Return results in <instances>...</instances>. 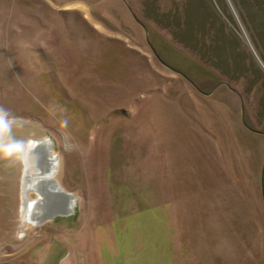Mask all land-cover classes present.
<instances>
[{"label": "rangeland", "instance_id": "1", "mask_svg": "<svg viewBox=\"0 0 264 264\" xmlns=\"http://www.w3.org/2000/svg\"><path fill=\"white\" fill-rule=\"evenodd\" d=\"M0 108L76 198L0 155V264H264V0H0Z\"/></svg>", "mask_w": 264, "mask_h": 264}, {"label": "bare ground", "instance_id": "2", "mask_svg": "<svg viewBox=\"0 0 264 264\" xmlns=\"http://www.w3.org/2000/svg\"><path fill=\"white\" fill-rule=\"evenodd\" d=\"M46 143L50 144L51 149V139H28L23 151L25 169L22 180L21 217L23 221L32 225L41 222L51 211H72L75 206L74 198L60 194L64 192L61 186L54 185L58 158L42 156L41 149ZM30 191L36 194L35 199L28 197Z\"/></svg>", "mask_w": 264, "mask_h": 264}, {"label": "clouds", "instance_id": "3", "mask_svg": "<svg viewBox=\"0 0 264 264\" xmlns=\"http://www.w3.org/2000/svg\"><path fill=\"white\" fill-rule=\"evenodd\" d=\"M15 123V117H10L9 113L0 108V135H8L11 132L12 125ZM24 143L18 140H11L0 146V155L11 156L14 153L23 151Z\"/></svg>", "mask_w": 264, "mask_h": 264}, {"label": "water", "instance_id": "4", "mask_svg": "<svg viewBox=\"0 0 264 264\" xmlns=\"http://www.w3.org/2000/svg\"><path fill=\"white\" fill-rule=\"evenodd\" d=\"M47 139H49V138H47ZM44 145V144H43ZM49 143H46V145L44 146V147H42V149H41V154H42V156L43 157H49V156H51V157H56L55 155H50V152H51V149L49 148ZM57 158V157H56ZM55 184H57V182H56V180H54V185ZM63 191V190H62ZM60 194H62V195H64V196H66V197H73L74 198V200L76 201V198H75V196L74 195H72V194H70V193H67V192H63V193H61L60 192ZM57 214H61L62 215V213H56L55 215H57ZM53 216L54 215H49V216H47V217H45V218H43V220L44 219H51V218H53Z\"/></svg>", "mask_w": 264, "mask_h": 264}]
</instances>
